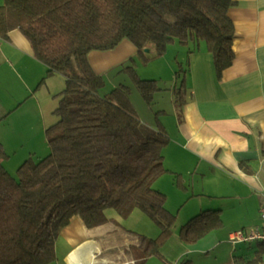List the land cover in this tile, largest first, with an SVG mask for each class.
I'll return each mask as SVG.
<instances>
[{
    "label": "trees",
    "instance_id": "16d2710c",
    "mask_svg": "<svg viewBox=\"0 0 264 264\" xmlns=\"http://www.w3.org/2000/svg\"><path fill=\"white\" fill-rule=\"evenodd\" d=\"M234 4V0H4L0 4V38L19 30L33 57L45 65L47 76L61 75L65 80L56 94L57 120L47 128L46 157L28 158L13 176L5 168L7 153L0 141V264L59 261L56 243L63 229L76 219L89 229L106 225L111 222L109 208L123 218L139 209L159 225L156 238L123 228L137 241L124 248L133 264H145L152 256L164 258L161 247L171 237L177 216L167 209L166 195L154 187L155 182L170 173L176 187L187 190L182 176L164 164L163 149L170 138L162 127L143 132L129 87L99 94L105 79L93 69L88 55L111 50L127 39L148 61L144 50L151 45L161 56L175 41H194L195 51L204 42L220 77L235 57V29L229 16ZM123 68L151 103L159 90L157 80L140 78L132 64ZM185 90L184 73L174 95L178 106ZM223 224L220 209L202 210L180 226L179 238L195 244ZM250 246L252 252L236 254L234 264H264V242Z\"/></svg>",
    "mask_w": 264,
    "mask_h": 264
},
{
    "label": "crops",
    "instance_id": "0c3cea01",
    "mask_svg": "<svg viewBox=\"0 0 264 264\" xmlns=\"http://www.w3.org/2000/svg\"><path fill=\"white\" fill-rule=\"evenodd\" d=\"M234 1L229 9L235 29L232 65L219 77L211 53L201 43L192 52L185 73L183 102L172 109L173 133L165 124H157V128L165 129L170 138L163 149L165 167L182 176L187 190L177 188L172 179L169 183L167 178L164 184L156 181L155 187L166 193L170 191L179 198L181 205L184 201L190 202L184 218L206 209L222 211V228L209 232L198 243L188 244L186 255L194 257L188 259L190 264H234L236 254H246L235 247L247 244L252 249L253 243L233 245L230 234L238 229L262 225L264 0ZM1 49L4 62L12 69L10 78L6 73L0 77V118H3L13 111L14 93L18 89L15 88L18 86L16 81L22 82L28 90L30 80L26 79L29 72L25 60L34 57L29 41L19 30L10 31L7 39L0 38V52ZM6 82L9 86L11 82L15 85L11 90L13 93L7 92ZM2 92L8 95L4 96ZM73 224L79 226L82 223L76 219ZM70 227L63 229L60 236V242H65L69 248L67 253L80 242L71 236ZM67 256L63 260L66 264Z\"/></svg>",
    "mask_w": 264,
    "mask_h": 264
},
{
    "label": "rangeland",
    "instance_id": "374dc122",
    "mask_svg": "<svg viewBox=\"0 0 264 264\" xmlns=\"http://www.w3.org/2000/svg\"><path fill=\"white\" fill-rule=\"evenodd\" d=\"M201 43L204 46V42ZM196 45L198 46L194 41H189L186 44L175 41L166 47L161 56L155 55V48L151 45L150 48H147L148 50H144L146 57L150 58L145 61L144 54L139 53L131 41L124 39L111 50L89 53L88 59L93 69L104 76L105 85L99 90L100 95L105 96L113 88L121 85L129 87L130 98L141 119L143 132H153L152 129H158L157 124L161 122L172 134L175 123L172 109L177 104L174 95L180 87L183 74L188 71L192 51H195ZM0 53V77L6 73L10 78L12 69L4 62L2 49ZM25 62L26 71L29 72L26 79L30 80L27 83L29 84L28 90L17 79L18 86L16 87L12 82L10 86L6 82L7 92L13 93L11 90L14 87L18 88L14 93L16 102L13 111L6 115L3 114L4 118L0 120V141L7 153L4 165L13 176L17 175L18 168L28 158L38 161L49 154L47 128L57 120L53 114L59 101L56 94L65 86V80L61 75L47 76L45 65L37 59L27 58ZM122 64H132L140 78L157 80L159 90L154 94L151 103H147L143 99L131 74L124 70ZM2 94L8 95L5 92ZM166 178L169 179V183L170 179L174 183L173 176L167 173L159 177L157 183L164 184ZM169 188L173 191L170 185ZM162 192L166 195L167 209L177 216L176 226L171 237L161 247L164 258L152 256L145 264H177L180 260L194 258L186 255L189 245L179 238L180 226L191 217L184 218L190 202L184 201L181 205L179 198L171 194L170 191L169 193ZM106 212L107 216L111 218V222L103 225L104 236L96 241V264H133L131 256L125 254L124 248L137 243V241L132 234L124 229L136 231L148 238H156L160 232L159 225L139 209L133 210L126 218L119 216L115 210L110 208ZM60 241L59 238L56 246L59 261L55 260L49 264H66L63 260L70 253H67L69 248L65 242ZM253 245L255 244L253 243ZM247 246L249 245L239 244L235 248L238 251L242 249L246 254H249L252 249Z\"/></svg>",
    "mask_w": 264,
    "mask_h": 264
},
{
    "label": "bare ground",
    "instance_id": "6f19581e",
    "mask_svg": "<svg viewBox=\"0 0 264 264\" xmlns=\"http://www.w3.org/2000/svg\"><path fill=\"white\" fill-rule=\"evenodd\" d=\"M71 236L80 240L78 244L67 256L68 264H96L95 253L97 250V239L104 236V226H98L92 229L84 224L71 225L69 228Z\"/></svg>",
    "mask_w": 264,
    "mask_h": 264
},
{
    "label": "built area",
    "instance_id": "2783aa9c",
    "mask_svg": "<svg viewBox=\"0 0 264 264\" xmlns=\"http://www.w3.org/2000/svg\"><path fill=\"white\" fill-rule=\"evenodd\" d=\"M260 218L262 225L255 226L250 229H238L230 234V242L233 245L239 243H254L258 241L264 242V198L260 206Z\"/></svg>",
    "mask_w": 264,
    "mask_h": 264
},
{
    "label": "water",
    "instance_id": "95a60500",
    "mask_svg": "<svg viewBox=\"0 0 264 264\" xmlns=\"http://www.w3.org/2000/svg\"><path fill=\"white\" fill-rule=\"evenodd\" d=\"M148 50V49H147Z\"/></svg>",
    "mask_w": 264,
    "mask_h": 264
}]
</instances>
